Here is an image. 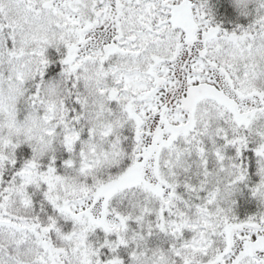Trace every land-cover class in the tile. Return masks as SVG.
<instances>
[{
	"label": "snow or ice",
	"instance_id": "1",
	"mask_svg": "<svg viewBox=\"0 0 264 264\" xmlns=\"http://www.w3.org/2000/svg\"><path fill=\"white\" fill-rule=\"evenodd\" d=\"M0 264H264V0H0Z\"/></svg>",
	"mask_w": 264,
	"mask_h": 264
}]
</instances>
